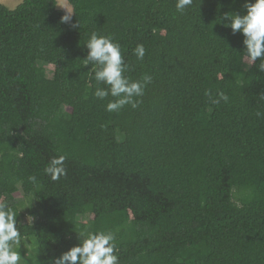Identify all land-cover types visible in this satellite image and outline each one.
<instances>
[{
    "label": "trees",
    "instance_id": "trees-1",
    "mask_svg": "<svg viewBox=\"0 0 264 264\" xmlns=\"http://www.w3.org/2000/svg\"><path fill=\"white\" fill-rule=\"evenodd\" d=\"M68 1L79 29L59 23L57 0L0 4V200L34 239L26 264L87 230L114 231L121 264H264V72L221 22L244 0L185 13L176 0ZM93 31L121 44L128 77H152L138 107L94 96L106 85L83 62ZM29 193L36 207L19 212Z\"/></svg>",
    "mask_w": 264,
    "mask_h": 264
},
{
    "label": "clouds",
    "instance_id": "clouds-1",
    "mask_svg": "<svg viewBox=\"0 0 264 264\" xmlns=\"http://www.w3.org/2000/svg\"><path fill=\"white\" fill-rule=\"evenodd\" d=\"M194 0H176V10L185 13L191 8ZM61 8V7H59ZM61 9L64 14L60 16L59 23L69 25L72 29H79L78 21L72 22L73 13L65 5ZM243 14L241 12H227L223 15L222 21H226L225 27L231 29V34L243 36L242 61L250 65H257L258 70L264 72V0H244ZM87 55L83 59L84 65H93L95 80L106 85L97 87L94 96L104 100L111 96L106 110L109 112L118 111L125 105L132 108L138 107L146 86L151 83L152 77L145 74L139 80H133L125 73L128 65L125 62L122 46L110 35H100L93 31L85 45ZM145 47L138 44L133 50L139 60L145 56ZM209 95L212 104H219L221 101L228 102L229 97L219 92L215 97ZM264 99V97H262ZM260 115V113H257ZM66 156L59 155L50 159L44 169L46 175L52 181H58L66 175ZM29 182L38 186L36 176H29ZM34 198L29 193L25 204L20 210L32 207ZM17 208L6 200H0V264H26L25 256H21L19 248L27 242L26 234L18 227ZM28 225L32 227L37 217L28 215ZM77 233V232H76ZM79 243L63 251L58 256L53 255L47 264H121L116 244V233L111 230H87L78 234Z\"/></svg>",
    "mask_w": 264,
    "mask_h": 264
},
{
    "label": "rangeland",
    "instance_id": "rangeland-1",
    "mask_svg": "<svg viewBox=\"0 0 264 264\" xmlns=\"http://www.w3.org/2000/svg\"><path fill=\"white\" fill-rule=\"evenodd\" d=\"M16 2H14L12 5L9 6V9H15L17 6H19L24 0H15ZM2 0H0V3L2 4ZM57 2L59 3L58 4V7H61L62 8V4H66L67 6H71V4L69 3L68 0H57ZM4 5V4H3ZM72 7V6H71ZM59 8V9H61ZM49 76H51L50 73H48ZM34 207H36L35 204H32ZM25 222H27V219L25 218ZM28 240H30L32 243H34V239L33 238H28ZM27 240V242L20 246L19 248V251H20V254L21 256H25L26 258V262L28 261L29 257L34 255V252H33V249H32V245L30 244V242ZM24 250H27V253L23 255V251Z\"/></svg>",
    "mask_w": 264,
    "mask_h": 264
},
{
    "label": "crops",
    "instance_id": "crops-1",
    "mask_svg": "<svg viewBox=\"0 0 264 264\" xmlns=\"http://www.w3.org/2000/svg\"><path fill=\"white\" fill-rule=\"evenodd\" d=\"M2 1H4V2H2V4H4L5 6H7L8 8H9L10 5H12L14 2H16L15 0H2ZM65 5L66 4H62V7H64ZM68 9L73 13V8L71 6H68ZM61 10H63V9H61Z\"/></svg>",
    "mask_w": 264,
    "mask_h": 264
}]
</instances>
